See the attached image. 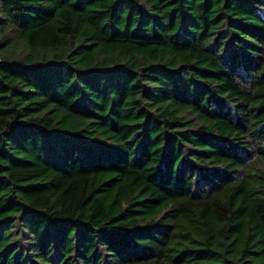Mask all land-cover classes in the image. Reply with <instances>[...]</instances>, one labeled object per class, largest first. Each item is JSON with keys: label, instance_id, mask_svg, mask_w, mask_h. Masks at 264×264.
Here are the masks:
<instances>
[{"label": "trees", "instance_id": "16d2710c", "mask_svg": "<svg viewBox=\"0 0 264 264\" xmlns=\"http://www.w3.org/2000/svg\"><path fill=\"white\" fill-rule=\"evenodd\" d=\"M0 264H264V0H0Z\"/></svg>", "mask_w": 264, "mask_h": 264}]
</instances>
